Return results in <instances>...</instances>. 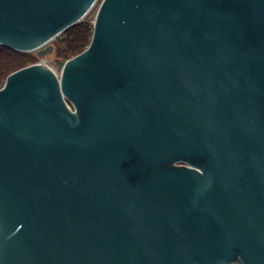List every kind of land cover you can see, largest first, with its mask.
Returning <instances> with one entry per match:
<instances>
[{"label":"water","instance_id":"95a60500","mask_svg":"<svg viewBox=\"0 0 264 264\" xmlns=\"http://www.w3.org/2000/svg\"><path fill=\"white\" fill-rule=\"evenodd\" d=\"M0 0V264H264V0Z\"/></svg>","mask_w":264,"mask_h":264},{"label":"trees","instance_id":"16d2710c","mask_svg":"<svg viewBox=\"0 0 264 264\" xmlns=\"http://www.w3.org/2000/svg\"><path fill=\"white\" fill-rule=\"evenodd\" d=\"M93 31V23L85 19L65 30L55 41L57 57L68 59L81 53L90 44ZM32 63L35 58L27 52L0 45V80Z\"/></svg>","mask_w":264,"mask_h":264},{"label":"rangeland","instance_id":"374dc122","mask_svg":"<svg viewBox=\"0 0 264 264\" xmlns=\"http://www.w3.org/2000/svg\"><path fill=\"white\" fill-rule=\"evenodd\" d=\"M101 2H102V0H98L96 2V4L93 6V8L85 16V18H84L85 20H89L90 22L93 23V21L95 20V16L97 14V11H98V9L100 7ZM55 41H56V39L52 40L51 43H53L55 45ZM27 53L35 58V62H39V61H41V60H43L45 58L47 59L46 56H40L38 54V50L30 51V52H27ZM47 56L49 58L50 65L53 68H56V65H57L58 60H61L62 59V58L57 57L55 50H54L53 53L47 54ZM5 80H6V78H3V79L0 80V87H2L4 85Z\"/></svg>","mask_w":264,"mask_h":264},{"label":"bare ground","instance_id":"6f19581e","mask_svg":"<svg viewBox=\"0 0 264 264\" xmlns=\"http://www.w3.org/2000/svg\"><path fill=\"white\" fill-rule=\"evenodd\" d=\"M46 59V58H45ZM44 60V59H43ZM47 60V59H46ZM50 63V62H49ZM52 67V66H51Z\"/></svg>","mask_w":264,"mask_h":264},{"label":"built area","instance_id":"2783aa9c","mask_svg":"<svg viewBox=\"0 0 264 264\" xmlns=\"http://www.w3.org/2000/svg\"><path fill=\"white\" fill-rule=\"evenodd\" d=\"M56 70V68H54Z\"/></svg>","mask_w":264,"mask_h":264}]
</instances>
